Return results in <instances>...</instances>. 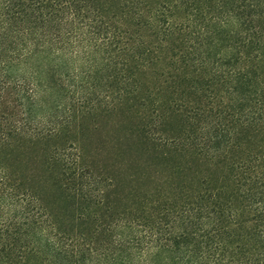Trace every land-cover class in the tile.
<instances>
[{
    "label": "trees",
    "instance_id": "trees-1",
    "mask_svg": "<svg viewBox=\"0 0 264 264\" xmlns=\"http://www.w3.org/2000/svg\"><path fill=\"white\" fill-rule=\"evenodd\" d=\"M0 264H264V0H0Z\"/></svg>",
    "mask_w": 264,
    "mask_h": 264
},
{
    "label": "rangeland",
    "instance_id": "rangeland-1",
    "mask_svg": "<svg viewBox=\"0 0 264 264\" xmlns=\"http://www.w3.org/2000/svg\"><path fill=\"white\" fill-rule=\"evenodd\" d=\"M111 122H102L100 123L97 127L99 128V130L101 131V134L99 133H94L92 135V138L91 136L88 137V139H86V142L87 143H90V144H97L98 142L100 141H104V136L106 133H109L114 129L116 128V126H118L116 124V121L114 118L110 119Z\"/></svg>",
    "mask_w": 264,
    "mask_h": 264
}]
</instances>
